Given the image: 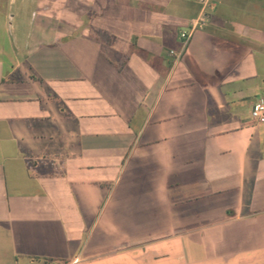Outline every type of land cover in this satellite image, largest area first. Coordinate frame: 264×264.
I'll return each mask as SVG.
<instances>
[{
	"label": "crops",
	"instance_id": "obj_1",
	"mask_svg": "<svg viewBox=\"0 0 264 264\" xmlns=\"http://www.w3.org/2000/svg\"><path fill=\"white\" fill-rule=\"evenodd\" d=\"M263 93L264 0H0V264H264Z\"/></svg>",
	"mask_w": 264,
	"mask_h": 264
},
{
	"label": "built area",
	"instance_id": "obj_2",
	"mask_svg": "<svg viewBox=\"0 0 264 264\" xmlns=\"http://www.w3.org/2000/svg\"><path fill=\"white\" fill-rule=\"evenodd\" d=\"M191 35V32L182 34L185 43L188 42V40L191 38ZM251 117L255 123L264 124V98H261L253 105Z\"/></svg>",
	"mask_w": 264,
	"mask_h": 264
},
{
	"label": "rangeland",
	"instance_id": "obj_3",
	"mask_svg": "<svg viewBox=\"0 0 264 264\" xmlns=\"http://www.w3.org/2000/svg\"><path fill=\"white\" fill-rule=\"evenodd\" d=\"M263 95H264V93H263Z\"/></svg>",
	"mask_w": 264,
	"mask_h": 264
}]
</instances>
